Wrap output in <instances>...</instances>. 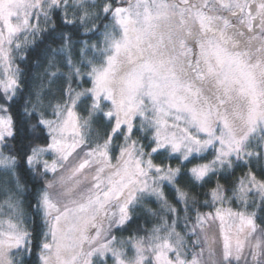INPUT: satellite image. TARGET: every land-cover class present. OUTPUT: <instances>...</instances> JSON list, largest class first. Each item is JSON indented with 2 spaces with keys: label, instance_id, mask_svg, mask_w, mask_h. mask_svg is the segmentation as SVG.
Listing matches in <instances>:
<instances>
[{
  "label": "snow or ice",
  "instance_id": "snow-or-ice-1",
  "mask_svg": "<svg viewBox=\"0 0 264 264\" xmlns=\"http://www.w3.org/2000/svg\"><path fill=\"white\" fill-rule=\"evenodd\" d=\"M0 264H264V0H0Z\"/></svg>",
  "mask_w": 264,
  "mask_h": 264
},
{
  "label": "trees",
  "instance_id": "trees-1",
  "mask_svg": "<svg viewBox=\"0 0 264 264\" xmlns=\"http://www.w3.org/2000/svg\"><path fill=\"white\" fill-rule=\"evenodd\" d=\"M237 174H239V173H237ZM141 224H143V221H141ZM145 227H151V225L149 224V225H144ZM126 234H128L127 232H125Z\"/></svg>",
  "mask_w": 264,
  "mask_h": 264
},
{
  "label": "rangeland",
  "instance_id": "rangeland-1",
  "mask_svg": "<svg viewBox=\"0 0 264 264\" xmlns=\"http://www.w3.org/2000/svg\"><path fill=\"white\" fill-rule=\"evenodd\" d=\"M123 235H124V236H127L128 234H126V233H123Z\"/></svg>",
  "mask_w": 264,
  "mask_h": 264
}]
</instances>
